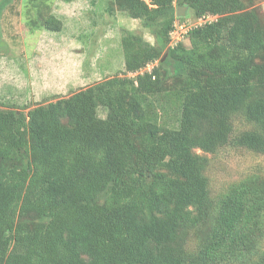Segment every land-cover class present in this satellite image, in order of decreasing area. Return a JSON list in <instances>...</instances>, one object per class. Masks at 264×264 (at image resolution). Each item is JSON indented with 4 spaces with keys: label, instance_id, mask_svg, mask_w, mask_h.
Here are the masks:
<instances>
[{
    "label": "trees",
    "instance_id": "1",
    "mask_svg": "<svg viewBox=\"0 0 264 264\" xmlns=\"http://www.w3.org/2000/svg\"><path fill=\"white\" fill-rule=\"evenodd\" d=\"M115 1L156 35L125 31L123 75L28 112L0 106V264H255L262 249L264 264V178L213 199L207 174L208 153L230 143L264 154L259 12L244 0ZM177 6L204 19L187 43L172 41ZM168 105L177 126L159 121ZM236 114L255 127L232 137Z\"/></svg>",
    "mask_w": 264,
    "mask_h": 264
},
{
    "label": "rangeland",
    "instance_id": "2",
    "mask_svg": "<svg viewBox=\"0 0 264 264\" xmlns=\"http://www.w3.org/2000/svg\"><path fill=\"white\" fill-rule=\"evenodd\" d=\"M244 1L259 12L264 22V0ZM42 11L43 17L54 15L60 19L61 29L43 25ZM178 17L185 18L176 20L172 41L187 43L186 30L203 21L196 19L189 8L185 16ZM127 29L156 42L152 29L120 9L115 0H9L0 14V106L28 112L112 76L123 75L126 65L122 37ZM153 66L150 64L142 71ZM98 113L105 116L106 109L101 106ZM160 113L163 125H178V106L168 105ZM232 121V137L255 127L241 114H236ZM208 156L207 174L213 199L248 175L264 178L261 152L230 143ZM262 254L263 249L256 255L255 264H262Z\"/></svg>",
    "mask_w": 264,
    "mask_h": 264
},
{
    "label": "water",
    "instance_id": "3",
    "mask_svg": "<svg viewBox=\"0 0 264 264\" xmlns=\"http://www.w3.org/2000/svg\"><path fill=\"white\" fill-rule=\"evenodd\" d=\"M188 8H189V6H178L177 15L178 16H185L186 15V10Z\"/></svg>",
    "mask_w": 264,
    "mask_h": 264
},
{
    "label": "built area",
    "instance_id": "4",
    "mask_svg": "<svg viewBox=\"0 0 264 264\" xmlns=\"http://www.w3.org/2000/svg\"><path fill=\"white\" fill-rule=\"evenodd\" d=\"M201 20L204 21V19H201ZM187 31H188V29L186 30V32H187ZM186 32H185V33H186Z\"/></svg>",
    "mask_w": 264,
    "mask_h": 264
}]
</instances>
